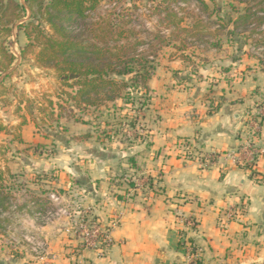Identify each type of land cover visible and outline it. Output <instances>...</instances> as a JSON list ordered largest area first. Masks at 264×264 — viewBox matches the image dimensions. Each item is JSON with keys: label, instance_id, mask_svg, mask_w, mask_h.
<instances>
[{"label": "crops", "instance_id": "crops-1", "mask_svg": "<svg viewBox=\"0 0 264 264\" xmlns=\"http://www.w3.org/2000/svg\"><path fill=\"white\" fill-rule=\"evenodd\" d=\"M251 60L234 58L211 88L195 75L175 76L182 68L173 64L158 66L148 83V142L105 145L93 126L68 122L49 131L65 166L21 162L31 171L38 165L60 170L58 187L104 224L121 214L112 249L104 257L85 251L82 258L90 264H188L180 246L182 220L191 216L199 222L189 237L200 256L193 264H264V121L254 138L260 152L254 165H237L229 156L242 145L255 99L264 97V71ZM34 131L28 121L21 146L39 142ZM208 154L218 156L210 166L203 163ZM131 173L147 175L149 189L129 186L124 178ZM239 208L242 213L223 226L226 213Z\"/></svg>", "mask_w": 264, "mask_h": 264}, {"label": "rangeland", "instance_id": "rangeland-1", "mask_svg": "<svg viewBox=\"0 0 264 264\" xmlns=\"http://www.w3.org/2000/svg\"><path fill=\"white\" fill-rule=\"evenodd\" d=\"M19 1L25 4V0ZM117 1L122 7H134L131 10L134 14L132 26L128 25L126 29L131 31V42L137 40L141 43L137 47V54L154 62L156 70L160 65L173 64L182 68L175 76L195 75L196 80H204L210 88L237 56L248 55L252 59L251 64L256 63L264 71V25L260 27L258 21L254 20L252 25L233 35V24L226 25L220 20L221 16L229 14L236 21L247 8L251 9L252 14L258 13L259 17H264L260 11L264 10V2L260 4L262 0H102V7L110 8ZM202 2L208 7L203 6ZM120 6H117L119 10ZM153 6L160 7V11ZM167 6L179 13L178 18L182 19L180 28L184 30L171 33L162 22V14H165L164 8ZM218 7L222 9L221 16L215 15ZM99 11L109 15L104 10ZM30 15L28 12L25 21L29 20ZM43 26L47 32L50 31L46 24L43 23ZM161 32L165 37L163 44L157 37ZM8 42L17 61L8 72L0 75V126L3 127L0 131V169L6 180L4 194L9 196L4 209L0 210V264H53L56 261L62 262L60 264H86L88 260L82 258L85 252L82 239L68 230L72 223L83 220V216L98 218L89 209H81V203L74 200L76 197L71 199L68 189L58 187L60 170H42L38 165V171H31L29 167L21 165L26 161L27 165L32 162L53 165L55 162L65 166V159L58 154L57 146L52 141L54 136L49 131L66 128L68 122L80 123L72 119L74 114L78 119L93 121L84 125L94 127L93 133L101 144L118 142L128 147L125 141L129 139L147 141L145 137L149 124L146 118L150 102L142 106L144 99L134 97L130 101H105L97 108L75 107L70 97L77 94L78 87L74 83L77 79L69 80V84L65 85L62 82L65 78L60 80L54 69L39 65L36 60L38 47H32L23 55L22 51L29 44L24 30L15 28L14 36ZM233 64L230 68H233ZM217 66L221 68L218 71ZM126 90L121 91V96ZM149 96L152 99L150 89ZM58 104L63 106V110ZM262 104L264 97L258 96L254 109L258 111ZM29 106L32 114L28 112ZM28 121L34 126L33 134L39 140L37 144H30L33 146L31 148L21 146L23 126ZM109 135L113 137L112 142L108 141ZM184 151L188 156L191 149ZM124 179L129 186L137 184L140 189H149L146 187L147 175L134 176L131 173ZM52 196H61L62 199L55 201L51 199ZM34 198L48 201L45 210L40 211L33 204ZM53 248L59 250L54 251ZM41 258L53 263H41Z\"/></svg>", "mask_w": 264, "mask_h": 264}, {"label": "trees", "instance_id": "trees-1", "mask_svg": "<svg viewBox=\"0 0 264 264\" xmlns=\"http://www.w3.org/2000/svg\"><path fill=\"white\" fill-rule=\"evenodd\" d=\"M24 3L19 0H0V75L8 72L17 61L8 47V40L14 36V29L17 28L24 30L29 40L22 51L23 55L32 47H38V64L54 69L60 80L65 78L63 84H69L71 75L78 77L74 81L78 87L77 94L70 97L75 107L97 108L105 101H130L134 97L144 99L142 106L150 102L148 83L156 66L145 56L137 54V47L141 43L137 40L131 42V31L126 29L134 17L131 12L133 6L122 7L117 1L110 8L103 9L102 0H25ZM202 5L208 7L204 2ZM153 8L160 11L158 6ZM164 11L162 22H165L171 33L184 30L180 28L182 19L178 18L179 13L175 8L167 6ZM260 11L264 13V10ZM28 12L31 15L25 21ZM221 12L222 9L218 7L215 15L221 16ZM258 15L252 14L251 9L247 8L245 14L240 15L236 21L229 14L221 16L220 20L226 25L233 24L234 30L231 33L234 35L236 31L252 25L254 20L258 21L260 27L263 26L264 17ZM43 23L49 27V32L43 28ZM162 34L159 33L157 37L163 44L165 37ZM124 90L126 92L121 96ZM58 105L63 110V106ZM27 109L32 114L30 106ZM72 119L83 124L93 123L78 119L75 114ZM2 128L0 126V131ZM139 139H129L125 143L132 147ZM108 141L112 142L113 137L109 135ZM5 181L4 172L0 169V210L4 209L9 199L4 194ZM33 204L43 211L48 201L34 198Z\"/></svg>", "mask_w": 264, "mask_h": 264}, {"label": "built area", "instance_id": "built-area-1", "mask_svg": "<svg viewBox=\"0 0 264 264\" xmlns=\"http://www.w3.org/2000/svg\"><path fill=\"white\" fill-rule=\"evenodd\" d=\"M264 121V104L258 107V111L248 115V121L246 122V132L242 137V145L240 149L229 154L232 161L244 167H251L256 162L258 155L260 154L254 138L260 131L261 124ZM187 151L188 148L186 147ZM204 159V156L203 158ZM218 156L215 154H208L203 163L206 162L209 166L212 165ZM53 200L58 201L59 197L52 196ZM242 213V209L229 210L226 213L225 221H222V225L226 226L232 222ZM121 214H115L111 217L106 224L99 219H94L91 216H83V220L75 221L72 223L68 232L73 236L82 239V247L84 251H93L97 253L99 257H104L114 244L113 233L121 225ZM185 224V231L181 235V246L185 253V258L188 264H193L199 260V252L190 236L196 234L199 230V222L194 217L186 218L182 220ZM79 264H85V262ZM89 264V262H86Z\"/></svg>", "mask_w": 264, "mask_h": 264}, {"label": "water", "instance_id": "water-1", "mask_svg": "<svg viewBox=\"0 0 264 264\" xmlns=\"http://www.w3.org/2000/svg\"><path fill=\"white\" fill-rule=\"evenodd\" d=\"M78 77L76 76V75H71L70 77H69V79L70 80H74V79H77Z\"/></svg>", "mask_w": 264, "mask_h": 264}]
</instances>
